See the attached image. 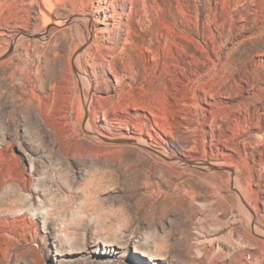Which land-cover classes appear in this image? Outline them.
<instances>
[{"label": "rangeland", "instance_id": "374dc122", "mask_svg": "<svg viewBox=\"0 0 264 264\" xmlns=\"http://www.w3.org/2000/svg\"><path fill=\"white\" fill-rule=\"evenodd\" d=\"M41 1L0 0V264H264V0Z\"/></svg>", "mask_w": 264, "mask_h": 264}, {"label": "bare ground", "instance_id": "6f19581e", "mask_svg": "<svg viewBox=\"0 0 264 264\" xmlns=\"http://www.w3.org/2000/svg\"><path fill=\"white\" fill-rule=\"evenodd\" d=\"M37 2L40 5V7L43 9V13H44V17H45L46 23H49L50 17H51V13H50L49 9L46 7V4H43V2L41 0H37ZM132 142L137 143L140 146H145L144 143L139 142V141H136L135 142V141L132 140ZM171 159L173 161L175 160V161H178V162H181V163L183 162L182 164H187V165L192 164V162H190V161L182 160V159L177 158V157L176 158H171ZM195 163L198 164V165H200V166H202V165L203 166H207L210 169V171H211V169H213V170H221V171L227 172L230 175V179H231V189L237 195L236 197H238V199L240 201L239 204H241L250 213L251 220L254 219V217H255L254 212H253L251 206L248 204V202H247V200H246V198L244 196V192L241 191L242 188L241 189L239 188L240 186L238 185V182H237V178H236L235 170L234 169H232L228 165H217V164L209 163V162H201L200 161V162H195ZM252 232L254 234H256V235H259L257 233V229H255L254 227H253ZM258 232H260V231H258ZM152 259H155V258H152Z\"/></svg>", "mask_w": 264, "mask_h": 264}, {"label": "water", "instance_id": "95a60500", "mask_svg": "<svg viewBox=\"0 0 264 264\" xmlns=\"http://www.w3.org/2000/svg\"><path fill=\"white\" fill-rule=\"evenodd\" d=\"M117 143L133 144V142L131 140H120Z\"/></svg>", "mask_w": 264, "mask_h": 264}]
</instances>
